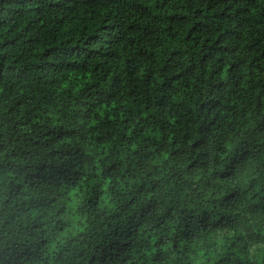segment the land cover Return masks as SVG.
<instances>
[{
    "label": "trees",
    "instance_id": "1",
    "mask_svg": "<svg viewBox=\"0 0 264 264\" xmlns=\"http://www.w3.org/2000/svg\"><path fill=\"white\" fill-rule=\"evenodd\" d=\"M0 264H264V0H0Z\"/></svg>",
    "mask_w": 264,
    "mask_h": 264
}]
</instances>
